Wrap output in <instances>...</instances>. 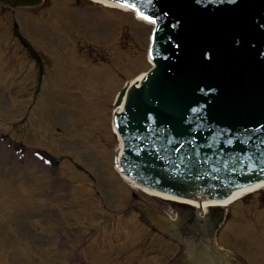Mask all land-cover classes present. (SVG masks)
Masks as SVG:
<instances>
[{
  "label": "rangeland",
  "instance_id": "374dc122",
  "mask_svg": "<svg viewBox=\"0 0 264 264\" xmlns=\"http://www.w3.org/2000/svg\"><path fill=\"white\" fill-rule=\"evenodd\" d=\"M75 4L0 7V264H184L189 253L154 228L174 211L112 171L111 109L150 68V27ZM261 197L227 208L215 240L229 255L221 264H264Z\"/></svg>",
  "mask_w": 264,
  "mask_h": 264
},
{
  "label": "water",
  "instance_id": "95a60500",
  "mask_svg": "<svg viewBox=\"0 0 264 264\" xmlns=\"http://www.w3.org/2000/svg\"><path fill=\"white\" fill-rule=\"evenodd\" d=\"M140 2L161 21L158 57L118 116L125 162L143 184L184 197L221 199L264 177V0ZM208 165L222 171L200 175Z\"/></svg>",
  "mask_w": 264,
  "mask_h": 264
},
{
  "label": "bare ground",
  "instance_id": "6f19581e",
  "mask_svg": "<svg viewBox=\"0 0 264 264\" xmlns=\"http://www.w3.org/2000/svg\"><path fill=\"white\" fill-rule=\"evenodd\" d=\"M92 3H96V4H102V5H107V6H112L110 5V3L104 1V0H89ZM113 7V6H112ZM143 74H140L136 77H134V79H132L128 84H132L134 81L138 80L137 83H134V85L138 86L139 81L141 80ZM124 100V99H123ZM123 103L119 104L117 107H114V112H118L122 109ZM117 138L116 141L118 143L117 145V154H116V161H118L119 157H120V151L122 148V143L119 139V136L116 132ZM122 178L127 181L133 188L135 189H140L141 191H143L144 193L151 195V196H156L158 198H161L163 200H171V201H176L178 203H185L188 204L189 206H193L196 209V212H201L204 213L208 207L210 206H222V207H227L229 204L239 200L241 197L244 196V194L246 193H253L256 191H259L261 189L264 188V180L263 181H259L257 183H255L253 186H251L248 189H240V190H236L233 191L230 196H228V198H226L225 200H219V201H205V202H198L195 200H188L185 198H176V197H171L168 195H165L164 193H160V192H155L152 190H147L144 187H141L139 185H136L134 182L128 180L126 177L122 176ZM210 255H208L209 257ZM200 259V258H199ZM205 258H203V262L201 264H217V262H220V260L218 259V261L216 259H211L210 261H206L204 260Z\"/></svg>",
  "mask_w": 264,
  "mask_h": 264
},
{
  "label": "snow or ice",
  "instance_id": "6c2138e0",
  "mask_svg": "<svg viewBox=\"0 0 264 264\" xmlns=\"http://www.w3.org/2000/svg\"><path fill=\"white\" fill-rule=\"evenodd\" d=\"M143 18H144V19H146V20L148 19V17H147V16H144Z\"/></svg>",
  "mask_w": 264,
  "mask_h": 264
}]
</instances>
